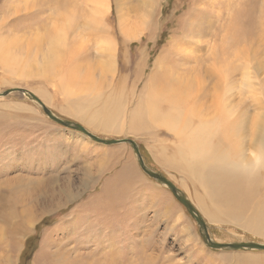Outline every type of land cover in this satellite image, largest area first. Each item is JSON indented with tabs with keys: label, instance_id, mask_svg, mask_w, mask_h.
<instances>
[{
	"label": "rangeland",
	"instance_id": "374dc122",
	"mask_svg": "<svg viewBox=\"0 0 264 264\" xmlns=\"http://www.w3.org/2000/svg\"><path fill=\"white\" fill-rule=\"evenodd\" d=\"M107 2L104 22L85 29L95 2L71 0L67 12L64 7L57 12L62 0H0V93L25 89L55 115L100 138L134 140L146 165L186 194L213 241L264 242V215L259 217L262 228L249 227L254 213H264V163L254 160L264 139V0ZM70 13L80 30H68L66 45L73 42L76 58L47 63L36 40L55 39L50 34ZM129 35L134 38L129 40ZM46 47L43 44V51ZM165 79L183 82L192 92L201 86L195 92L201 98L194 115L206 124L212 142L237 151L239 159L217 158L215 163L234 162L245 171L247 187L257 191L253 201H245L238 221H229L223 206L213 202L200 183L208 163L192 162L203 153L196 151L190 159L176 131L138 116L132 124V111L150 92L160 91ZM114 95L121 100V110L113 112L107 103ZM223 105L231 110L227 120L236 122L241 133L221 137L219 128L209 125L210 115H223ZM257 120L262 122L258 127ZM169 204L172 209L166 212ZM34 237L37 245L29 264H80L82 255L98 243L109 246V239L121 240L115 245L122 248L135 241L143 244L156 264H233L240 256L247 258L236 264H264V251L208 248L184 206L140 169L130 145L95 142L11 93L0 97V264H20Z\"/></svg>",
	"mask_w": 264,
	"mask_h": 264
},
{
	"label": "bare ground",
	"instance_id": "6f19581e",
	"mask_svg": "<svg viewBox=\"0 0 264 264\" xmlns=\"http://www.w3.org/2000/svg\"><path fill=\"white\" fill-rule=\"evenodd\" d=\"M69 1H71V0H62L61 6H59L57 4L58 8L56 9V11L57 12L63 11L61 8L64 7L65 12H67V4L66 3ZM88 1L92 4H94V2H95V8L93 10V7H91V12L92 11L93 12L89 13V19L85 22L86 26H83L85 29L87 27L91 28L92 25L97 27L98 22L101 19H103L102 16L104 15L105 11H107V9H108L107 0H94V2H93V0H87V2ZM90 3H89V5H90ZM72 5L74 6L73 1H72ZM72 9L73 8H69V10H72ZM72 11L74 12V10H72ZM148 13H149V10H147L145 13V16H146L145 21H144L145 23L147 22V19L149 18ZM69 16L63 18V26L61 28H58L59 26L56 25V29L53 33L48 31L49 34L51 33L50 35L52 36V38H55V39H53L54 41L51 40L48 35H47L48 37L45 38L44 40L41 38L39 39L40 42L42 41L41 43H39L38 39L36 38L37 39L36 41L38 42L39 46H41L38 49V53L43 59L48 60L47 63H49L51 61H55V59L58 57L63 58V60H64L63 62L66 61V63L72 62L76 58V50L74 48L73 42L71 40L67 41V42H69V46L71 45V47H67V45H66V35L68 34V30H69V32L75 33L76 30L78 32L80 29H77L75 27V26H77V24L74 25L75 20L73 18L75 16L73 17V13H70ZM31 17L32 16H30V18ZM102 22H104V19ZM102 22H100L101 28L103 26ZM146 24H144V26ZM39 27L40 26L34 27V28L37 29ZM93 29H95V28H93ZM48 32L46 31V34ZM83 33H85V32H83ZM7 35H9V34H7ZM133 36L135 37L134 34H133ZM134 37L129 35V37H127V38L129 40H131ZM241 37H242V35H241ZM2 40L0 38V46H2V44H4V42ZM18 40H19V38H18ZM18 40L16 39L15 41L17 42ZM7 41H8V39H7ZM239 41H241V40H239ZM31 44L32 43L29 42L28 46ZM38 44H37V47H38ZM43 44H47V47H46L47 51H43ZM17 46H19V45H17ZM59 46H62L64 48L61 49V51H60ZM37 47H36V49H37ZM4 48H7V46H4ZM29 49L30 48L28 47L27 51ZM14 51H16V50H14ZM15 53H18V52H15ZM6 55H8V54H6ZM45 63H46V61H45ZM73 66H75V65H73ZM225 66L227 67V65H225ZM224 69H225V67L223 68V70ZM76 70H79V69H76ZM224 73L222 72V75ZM85 77H87V75ZM81 78H84V77H81ZM165 80H166V82L159 89L160 91H154L153 90L152 92H150V94H148V96L144 100V103L141 106L142 108L141 107L136 108L132 111V113H131L132 124H134L133 123L134 121H139L138 117H142L149 124L161 125L167 129H169L170 131H173V132L176 131V135L183 139L182 151H184V152L186 151V153L190 156V159H194V153L196 151H200L201 153H203L202 157H200L199 159L193 160V162H192L195 166H198L200 163H206V164L208 163V166L205 168L202 175L199 177L200 183L202 185L205 184V186L207 187V192L209 193L210 199L213 202H216V203L219 202V205L223 206L224 213L226 216H228L229 221H230V219L234 220L232 222H235V220L238 221V219L243 216L244 212L241 214H239V212H242L245 209V201L248 200L251 202L252 197L255 196L257 191L254 189V186L252 187L253 189L252 188L250 189V186L247 187L248 178L244 174L245 171H243L244 173H242L238 168L235 167L234 162L223 160V161L219 162V164L215 163L217 158H219V160L224 159V158H237V159H239L237 151L235 152V150L229 149V147H223L219 143L212 142V134H208L209 129H204V125H206V124L202 123L194 115L197 112L196 107H197V105L200 101V98H201V96L195 95L196 94L195 92H197L199 90V87H201V86H198L197 90H195L196 88L193 89L194 91L192 92V90L190 89L192 87L183 84V82H179L178 80L177 81L170 80V79H165ZM95 88H97V87H95ZM154 88L158 89V87H154ZM181 89L183 92L179 93ZM86 90H90V88H86ZM114 96L115 97L110 98V102L108 100L109 103L105 102V104H104V105H106V103H107V105L109 104L107 107L111 108V110H113V112H114V110L115 111L121 110L120 109V101L121 100L119 101V96H116V95H114ZM222 97H225V96H222ZM120 98H121V96H120ZM219 100H221L220 96H219ZM162 102L165 103V107H161ZM223 106L224 107L221 108L223 115L219 117V114H218L213 119L211 118V115H210L211 120H209V122H211V123L209 125H211L213 128H219V136H221V137L229 136L230 137L232 135L237 134V132L239 130V126L236 122H229V120H227V115L231 110L228 111L226 109V106L225 105H223ZM107 107L105 109H107ZM256 119H257V117H256ZM83 120H84V118H83ZM261 121L264 123V119H262ZM262 122L257 120V122H255V125L258 127L259 123L261 124ZM176 126H178L177 130L174 128ZM239 131L241 133V130H239ZM258 147H260V150H259L260 154L258 155V157L254 155L255 158H257L254 160L258 161V163H260V162L264 163V156H263L264 139L263 138L260 142V146H258ZM261 148L263 149V151L261 150ZM254 156H253V158H254ZM205 161H210V162H205ZM238 173H242L244 176V179H242V177H243L242 174H238ZM246 189H248L249 191H246ZM16 204H17V201H16L15 205ZM168 206L169 207L166 206V208H165L166 212H170L172 209L171 204H169ZM11 212H12V214H16L13 211H11ZM16 212H17V210H16ZM260 215H264V213L262 211H258L256 213H254L252 221L249 222V227L259 228V229L263 227L262 221H259ZM177 218H178V216H177ZM237 221H236V223H237ZM245 221L248 222L249 220L246 219ZM105 241L107 242V240H105ZM120 241L121 240L117 239L115 242L119 243ZM115 242L112 241L111 239H109V246L107 244L98 243L97 248H95L87 256L82 255V258L79 261V263L80 264H156V261L154 262L155 259H153L150 254L147 255L146 250H143V248H142L143 244L141 247L138 242L132 241L133 243L122 248V247H116ZM262 243H264V242H262ZM106 245H107V247H106L107 249H105ZM248 254L250 255V253H248ZM63 255H66L65 252ZM210 255H211V253H210ZM67 256H69V255H67ZM251 257L252 256L250 255V257L248 259L250 260ZM257 257H258V255H257ZM244 258L245 257L240 256V258L239 259L237 258V260L233 259V260H235L233 264H236L235 263L236 261L246 260L247 256L245 259ZM76 260H79V258L77 257ZM214 260H217V259H214ZM225 260H226V258H225ZM71 261H69V263L64 262V264H75V262H77V261L74 262V260H71Z\"/></svg>",
	"mask_w": 264,
	"mask_h": 264
},
{
	"label": "water",
	"instance_id": "95a60500",
	"mask_svg": "<svg viewBox=\"0 0 264 264\" xmlns=\"http://www.w3.org/2000/svg\"><path fill=\"white\" fill-rule=\"evenodd\" d=\"M11 93H18L21 94V96L27 98L31 102H34L40 106L42 111L45 113V115L55 123L69 128L71 130H74L76 132H79L85 136H87L89 139L98 142L100 144L104 145H113V144H119V143H126L130 145V147L133 150V153L135 154L137 163L140 167V169L150 178L155 180L159 185L165 187L173 197L184 206L186 211L190 214V216L193 218V220L196 222L199 233L202 237L203 242L208 246V248L213 250H220V251H264V243L262 242H256V241H235V242H227V243H221L213 241L209 235L208 232V225L206 224L203 216L199 213V211L193 206L189 198L186 196V194L179 189L171 180H169L167 177H165L161 172H157L150 167H148L140 153L139 147L137 143L129 138H123V139H104L100 138L91 132H89L86 128H84L81 124L77 122H73L70 120H65L60 118L59 116L55 115L51 110L46 108V106L43 104V102L37 98L34 94L31 92L22 89V88H12L9 90H5L0 93V97H5L8 94Z\"/></svg>",
	"mask_w": 264,
	"mask_h": 264
},
{
	"label": "trees",
	"instance_id": "16d2710c",
	"mask_svg": "<svg viewBox=\"0 0 264 264\" xmlns=\"http://www.w3.org/2000/svg\"><path fill=\"white\" fill-rule=\"evenodd\" d=\"M31 241V242H30ZM30 244L27 245V252L25 251L24 254H23V257H22V260L20 262V264H29L31 258L30 256L32 255L33 251L35 250L36 248V238H31L30 239Z\"/></svg>",
	"mask_w": 264,
	"mask_h": 264
}]
</instances>
